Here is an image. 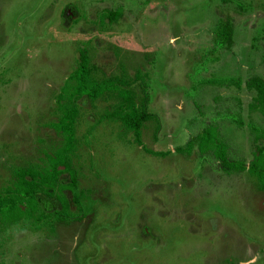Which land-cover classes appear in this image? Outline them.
<instances>
[{
  "label": "rangeland",
  "instance_id": "374dc122",
  "mask_svg": "<svg viewBox=\"0 0 264 264\" xmlns=\"http://www.w3.org/2000/svg\"><path fill=\"white\" fill-rule=\"evenodd\" d=\"M117 7L118 19H100ZM226 19L229 47L215 35ZM82 47L92 77L122 80L150 117L137 142L109 113L114 94L80 97L71 161L81 206L66 190V221H0V264H264L256 178L226 174L196 144L175 150L211 122L232 157H252L264 115L243 81L264 75V0H0V188L15 169L44 165L61 139L49 122ZM229 76L241 86L214 82Z\"/></svg>",
  "mask_w": 264,
  "mask_h": 264
},
{
  "label": "trees",
  "instance_id": "16d2710c",
  "mask_svg": "<svg viewBox=\"0 0 264 264\" xmlns=\"http://www.w3.org/2000/svg\"><path fill=\"white\" fill-rule=\"evenodd\" d=\"M100 14L101 20L106 18L112 22L121 16V9L120 7L103 8ZM215 35L220 45L229 47L233 35L232 21L226 19L218 22ZM262 63L264 66V52ZM91 68L87 50L82 47L78 51L75 68L65 78L58 92L57 118L49 122V127L54 129L61 139L53 152L47 155L46 164L15 169L9 184L0 188V221L16 222L23 219L41 224L49 219L50 221H66L75 216L70 211L65 191H70L77 204L81 206L82 192L78 188V178L72 166L71 155L76 146L77 100L83 95L93 100L106 92L114 94L118 102L116 108L109 113L116 116L122 122L123 127L134 134L135 140L140 142L141 129L150 114L143 106L135 103L130 89L121 87L125 84L122 80L118 78L96 80L91 75ZM214 82L236 86L242 84L240 78L232 76L218 78ZM243 85L255 90L254 105L264 115V75L248 76L243 81ZM261 137L264 136L255 130L252 157L247 162L231 156L229 144L220 138L218 126L211 122L203 126L195 135L190 136L184 145L176 146L175 150L179 153L190 154L193 145L196 144L199 155L215 160L217 167L226 174L247 170L256 178L259 187L264 189V144L258 143ZM150 152L161 154L156 151ZM63 173L68 174L67 182H61L59 179ZM37 194L55 198L59 203V209L51 212L41 210L37 205ZM15 213H17L16 216H14ZM82 215L84 216V213Z\"/></svg>",
  "mask_w": 264,
  "mask_h": 264
}]
</instances>
